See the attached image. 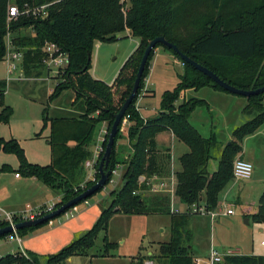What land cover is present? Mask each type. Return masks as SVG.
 I'll return each mask as SVG.
<instances>
[{
  "label": "trees",
  "instance_id": "obj_1",
  "mask_svg": "<svg viewBox=\"0 0 264 264\" xmlns=\"http://www.w3.org/2000/svg\"><path fill=\"white\" fill-rule=\"evenodd\" d=\"M127 2L128 7L123 0H0V62L6 53L7 33L13 35L11 39L14 46L23 52L21 68L27 76H46L43 63L46 43L58 45L68 55L66 67L55 76L59 82L49 102L62 91L71 89L75 93L72 107L79 116L50 120L44 108L42 129L49 124L47 142L50 147V163L46 166L32 164L16 140L0 138V152L17 159L16 174L23 178H34L49 189L61 193L56 208L83 192L81 185L88 189L95 184L85 181L84 163L92 156L91 144L95 142V134L102 123L107 125L110 132L115 114L131 93L141 57L151 40L163 37L183 55L238 89L255 90L264 86V0ZM12 4L20 11L24 10V6L29 9L46 6L47 17L40 19L29 14L8 24L7 11ZM28 28L33 35L20 36L19 31ZM125 31H129L131 37L138 40L136 49L125 61L112 84L94 79L89 73L93 42H115ZM158 47L181 61L175 52L161 44L156 45L150 53L137 96L124 115L129 123L127 139L132 154L127 162H118L115 158L117 141L122 138L120 125L107 168L112 171L117 164L126 165L122 188L110 192V205L101 212L92 228L57 254L49 256L46 264H64L70 257L91 248L99 232H106L108 222L115 214L167 215L170 218L171 235L168 242L160 245L159 258L168 259L169 264H194L191 251L186 245L190 239L187 225L191 215L173 213L172 198L169 195H143L146 187L144 183L138 184V178L160 173L156 161L155 138L162 132H171L187 148V152L178 158L179 168L173 173L176 181L174 196L188 207L203 203L207 211H216L219 194L232 181L233 163L242 152L244 138L253 135L264 124V93L246 98L242 112L252 118L232 131V139L223 147L216 171L209 173L207 164L217 139L213 134L208 138L202 136L189 120L195 109L207 107V103L204 100L189 99L175 106V102L188 89L209 87L225 91L181 61L183 73L179 75L176 87L162 94L156 115L159 118L144 120L136 109V102L144 89V79L154 50ZM232 64L238 65L236 71L231 72ZM6 91V80H0V125L9 123L12 116V109L3 101ZM36 136L39 137L40 133ZM108 136L102 144L104 150ZM102 155L97 159L96 181L99 179L98 164ZM167 159L170 160V157ZM9 170L7 165L1 168L3 172ZM133 192L137 194L133 195ZM250 219L264 226V190L259 196L257 210L250 215ZM13 222L19 223L22 219L15 216ZM8 225L9 222L0 221V229ZM37 228L21 229L16 235L22 238ZM7 236L0 237V240ZM113 247V244L105 243V252ZM143 261L144 258L138 259L136 264H143ZM0 264L34 262L20 254H8L0 258ZM217 264H264V254L225 256Z\"/></svg>",
  "mask_w": 264,
  "mask_h": 264
},
{
  "label": "rangeland",
  "instance_id": "obj_2",
  "mask_svg": "<svg viewBox=\"0 0 264 264\" xmlns=\"http://www.w3.org/2000/svg\"><path fill=\"white\" fill-rule=\"evenodd\" d=\"M123 1L128 7L127 0ZM32 33L30 28L19 31L20 36H30ZM14 35L16 36L17 33ZM131 42L133 40L126 36L111 43L94 41L90 54V75L96 80L112 83L125 61L129 58L124 59L127 56ZM157 49L167 53L168 56L160 55V57H156L157 54H154L150 61L144 84L151 94L148 97H140L141 92L137 100L140 111L144 116H151L154 113L157 115L162 94L176 87L179 82L178 77L184 70L181 61L171 53L164 51L161 47L155 50ZM231 67V72L238 69L236 64H232ZM45 71L46 76H42L40 81L34 82L23 79L17 80V83L10 82L7 84V91L3 101L6 106L12 109V116L9 123L0 125V137L10 140V134H12L20 138L21 142L16 138L14 139L17 140L20 146H24H21L22 149H26L27 155L24 153L27 160H30L31 163L43 164L42 166L50 163L46 154L48 151L47 146H45L46 143L43 139L50 133L49 124L42 129L44 108L46 107V114L50 120L56 118H77V112L72 107V102L75 99L73 90H64L58 97L49 102V97L59 81L55 79V73H48L46 67ZM5 74L6 64L1 61L0 76ZM25 77L35 79L32 75H25ZM0 80H4L3 77H0ZM217 95L208 87L199 90L188 89L182 92L175 102V106L189 99L204 100L207 103V107L202 106L195 109L189 120L202 136L208 138L213 134L217 139V145L211 149V159L207 164L209 173L216 171L221 150L232 139V131L252 118L251 115L242 112L246 105L245 97L230 93L224 94L228 95L226 96L227 98H220L221 96ZM136 109L138 110L137 107ZM106 126L105 123L100 125L95 134V142L91 144L92 147L94 144L97 145L98 132L100 133L103 130L105 132L106 130L107 136L109 135ZM127 128L128 126L121 128L122 133H127ZM39 133L41 134V137L39 136L41 141H32L31 138ZM121 139L117 141L115 158L116 160L118 158L122 159V161L118 160V162H127L130 155L126 156L124 154L128 148L126 144L123 145L126 151H121V155L118 154V148L120 147L118 145ZM165 144L166 147H170V143ZM162 152L167 155L162 154ZM160 153L163 156L161 161L164 162L160 166H165L166 168L165 159L167 156H171V150L164 149ZM242 154H244L245 160L247 159L253 164V173L250 178L252 184H247L248 181L236 182L232 180L222 191L228 196L226 199L227 203L230 204L228 208L233 209L236 213L234 217L219 214L211 219L205 214H192L190 213V207L182 204L174 195L164 191L152 192L145 186L146 190L143 195L147 197L157 194L169 195L172 198L171 211L173 206L174 210L191 215L187 225L190 239L186 245L191 251L190 256L194 264H211L209 261L211 247L220 253L233 250L239 251L238 253L241 254L252 250L255 253H260L264 249V247L260 246V243L264 241L263 225L253 223L246 215L247 213L252 215L256 212L258 196L264 189V125L258 130L255 137H247L243 140ZM36 155H38V159H36ZM40 156L46 157L47 163H42ZM92 156L86 161L92 160ZM1 157L13 160L15 169L17 168L18 162L15 156L0 154V166L4 162ZM168 163H170V160H168ZM168 165V172L163 173L165 179L172 176L171 170L173 168H171L170 164ZM176 165L179 168L177 160ZM22 182L24 181L21 180ZM38 185L43 189H47L41 183ZM114 186V184H108L99 193L88 198L86 203L81 202L73 206L69 209L71 213L68 219L61 215L28 232V236L22 239L20 246L16 242H9L7 238L1 239L0 257L8 254L17 255L22 250H25L30 261L34 262V264H46L49 256L57 254L92 228L101 212L110 205V194L108 196L107 193ZM12 189V187H8L7 192L11 193L14 198L27 197L29 195L23 192L20 186L17 187L16 192H13ZM43 192H41L43 196L39 201L53 199L52 201L54 202L58 195L57 192H49L47 194H43ZM51 204L49 203V205ZM74 224L76 228L72 231L70 227ZM260 229L262 230L260 231ZM170 233V218L165 214H115L110 218L106 232H99L91 248L82 254L70 257L64 264H136L138 259L141 258H144L143 264L147 262L169 264L168 259L159 258V247L161 244L168 242ZM28 239L31 241L27 242ZM105 239L106 241L104 242ZM105 243L113 244V249L105 252ZM244 247L245 249H243ZM149 253L151 255H148Z\"/></svg>",
  "mask_w": 264,
  "mask_h": 264
},
{
  "label": "crops",
  "instance_id": "obj_3",
  "mask_svg": "<svg viewBox=\"0 0 264 264\" xmlns=\"http://www.w3.org/2000/svg\"><path fill=\"white\" fill-rule=\"evenodd\" d=\"M123 36L129 37L135 43L134 44L133 42H131L129 51L127 53V56L124 58V59H127V57H129L134 52V50L136 49V47L138 45V40L132 38L129 31H125L120 37L122 38ZM154 54H157L156 57H158V56L160 57V55L161 56L162 55L168 56L167 53L161 52L159 49L155 50L154 51ZM169 57H171V56L169 55ZM0 77H3V79L6 80L7 84H9L10 82H16L17 81V80H15V76H13L10 79L7 78L6 74L3 75V76H0ZM24 80H26V81L29 80V81L37 82V81L42 80V77L35 78V79L25 78ZM106 84L110 85L112 83H106ZM211 90L215 94H218L217 96H219V97L221 96L220 98H227L226 96H228V95H224V94H227V93H225V92L223 93V91H216V90H213V89H211ZM50 92H51V90H50ZM148 92H150V90H148L147 87H146V85H144V89H143L142 94H141L140 97H148V96H150L151 93H148ZM136 107L138 108V111H139L141 117L144 120H148L150 118H153L156 115V113H154L151 116H144V115H142V113L140 111V106L138 105V102H136ZM76 115L78 117L79 116V113L77 112ZM260 128H262V126ZM258 130L253 135H250V136H247V137H249V138L250 137L251 138L252 137H255V135L257 134ZM41 134H42V132H41ZM41 134H40V137H41ZM36 135L34 137H32L31 140L32 141L35 140L34 142L41 141V138L40 137L38 138ZM48 136H45L43 139L45 140V143H46L45 146H47V150H48L47 153H46L47 154V157H48V161H50V147H49L48 142H47ZM10 137H11V139L16 138L17 140H19V142H21L20 141V138H17V136H14V135L10 134ZM98 137H99V132H98ZM0 138L4 139L3 137H0ZM16 139H14V140H16ZM175 140L176 139L174 138L173 134L171 132H168V131L162 132V133L158 134L156 136V138H155L156 148H157V156H156V159L157 160L156 161H157L158 168L160 170V173L158 175H156V176H158L159 178L164 179L165 185H166L167 191H168L167 193H170V191L172 190V188L175 187L176 181H175V178L172 177V176L171 177H168L167 179H165L164 178L165 175L163 173H167L168 172V170H169L168 169V166H169L168 164H170L171 168H173V170H171V173L173 174L174 171L177 170L176 160L178 161V158L182 154H184V153L187 152V148L182 143H180L179 141L175 142ZM97 141H98V138L96 139V142ZM165 143H170L169 144L170 147L169 148L166 147V144ZM70 144H71V146L73 145V143H70ZM124 144H126L127 147H128L127 148V151L124 150V147H123ZM94 145H93V147L92 146L90 147V152L92 154H93V151H94V148H95ZM118 146H120L118 148V154L121 155V151H123V152L126 151L124 153L126 156L127 155H131L132 149H131L130 144H129L128 139H127V133H122V139L120 140V144ZM22 147H24V146H22ZM163 148L164 149L171 150V153H170L171 156H169L170 157V163H168V159H167L168 156L165 159V162H166L165 164H167V167L166 168H165V166H160V164H164V162L161 161L162 160L161 157H163V156H161V153H160L161 151L164 150ZM23 151L26 153V149L25 148L23 149ZM0 154H4V153L0 152ZM162 154H165V153L162 152ZM26 155H27V153H26ZM165 155H167V154H165ZM237 158H240L242 160H245L244 159V154H242V152L240 153V155ZM1 159L4 162H2V164L0 166V221L1 220H4V213H12V214L20 215V214H23V213L28 212V211H32V210H35V209H38V208H42V207L48 206L49 203H52L53 204V203H58L59 202V200L61 198V193L59 191H53V190L49 189L48 187H46L45 185H43L41 183L43 186H45L47 188V189H43L42 187H40L38 185L40 182H38L34 178H23L21 176L16 177L15 176V174H16L15 171H16L17 168L15 169V163H14V161L11 160V159H7L6 157H1ZM36 159H38V155H36ZM40 159H41L40 161H42V163H47L46 157L44 158V157L40 156ZM118 160H121L122 161L121 158L120 159L118 158ZM28 161L30 162V160H28ZM36 161H38V160H36ZM245 161L251 163L247 159ZM32 164H35V163H32ZM3 165H7L10 170L9 171H6V172L1 171V168H2ZM42 165H40V166H42ZM120 165H124V168L126 167L125 164H120ZM44 166H46V165H44ZM17 167H18V164H17ZM84 171H85V181H86V180H88V172H87V170L85 168H84ZM21 180H23L24 182L21 183ZM122 184H123L122 180L119 179L117 181L116 185L112 188V190H119L121 188ZM247 184H252V180L249 179L248 182H247ZM19 186H20V188L23 189V192H26V193L29 194L27 197L20 195L21 197L14 198L11 193L7 192L8 191L7 190L8 187H12L13 188L12 189L13 192H16L17 191V187H19ZM42 191H44L43 194H47L49 192L50 193L57 192L58 195L56 197V200L54 202L52 201L53 199H51L49 201L48 200L39 201L41 199V197L43 196L41 194ZM111 191H109L107 193V195L110 194ZM222 191H221V193H223ZM262 191L260 192V194L262 193ZM221 193L219 194V197H218V206H217V209H216V211L219 214H222L224 212V210H225V207L228 208V205H230L226 201V199L228 198V196L226 195V193H223V195H221ZM260 194H259V196H260ZM259 196H258V198H259ZM32 201H34L33 202L34 204L32 203ZM31 203H32L33 208L31 206ZM172 210L175 211L174 208H173V206H172ZM180 213H182V212H180ZM235 215H236V213L234 212V214L231 215V216L234 217ZM246 215L250 219V216H249L250 214L247 213ZM70 228L73 231L76 228L75 224L72 225ZM260 228H262V227H260ZM261 230L262 229H260V231ZM27 234L24 237H22V238H19L17 235H16L17 237L15 235H9V236H7L5 238H7L9 242H16V243H18L19 246H20V243L22 242V239L23 238H26L28 236ZM5 238H3V239H5ZM17 239H19L20 242H18ZM30 241H31L30 239L27 240V242H30ZM211 248H213V247H211ZM243 249H245V247ZM238 254L239 255H255V256H258V255H263L264 254V249L260 253H255L252 250L251 252H243L242 254L241 253H238ZM148 255H151V253H149ZM151 264H153V263H151Z\"/></svg>",
  "mask_w": 264,
  "mask_h": 264
},
{
  "label": "built area",
  "instance_id": "obj_4",
  "mask_svg": "<svg viewBox=\"0 0 264 264\" xmlns=\"http://www.w3.org/2000/svg\"><path fill=\"white\" fill-rule=\"evenodd\" d=\"M29 14H31L34 18L44 19L47 17L46 6H41V7H37L33 9H29L27 8V6H24V10L20 11L16 5L12 4L8 7L7 23L9 24L13 21H17V19L20 16H29ZM5 45H6V53H5L3 61L6 64L7 78L10 79L13 76H15V80L25 79L26 77L24 75V71L21 68L23 52L14 46L10 33H7L6 35ZM43 51L45 54L43 63L45 64V67L49 71L50 74L55 73L57 75L59 71L64 70L68 62V55L64 53L58 45L54 43H46L44 45ZM181 65L183 66L182 62H181ZM127 126H129V123L127 122V119L124 118L121 123V128L123 129ZM106 135H107L106 130L105 132L103 130L99 133L98 142H97V145H95V148L92 154L93 155L92 160H88L84 164V168L88 172V180L86 181L96 183L95 175L97 173V169H96L97 159L99 158L101 153H103L102 144L105 141ZM124 170H125L124 165L117 164L115 168L112 171H110L111 173H110V177L108 180V184L116 185L119 179L122 180ZM252 173H253V165L251 163L245 160H242L240 158L235 159L233 163V169H232V180L236 182L248 181L251 178ZM15 176L19 177L18 174H15ZM172 177H174L173 174H172ZM143 183L152 192H158V191H164L165 193L168 192L166 189L167 187L165 185L164 179L159 178L156 175H152L150 177L140 176L138 178V184H143ZM81 187L84 190L87 189L84 185H81ZM174 191H175V187H173L170 193L168 194L174 195ZM136 194L137 192H133V195H136ZM55 205L56 203L42 207V208H38L32 211L25 212L20 215H16L12 213H4V220L9 222V225L11 226L15 224L13 222V218L15 216L22 219V221L35 220L57 209ZM189 207H190V213L192 214H205L211 217V219L219 215L217 211H207L203 203L193 204ZM172 212L173 213L175 212L176 214L180 213L177 210L175 211L172 210ZM70 213H71L70 210H68L63 214V216L66 219H68L70 217ZM233 214H234V210L231 208H226V207H225L224 212L222 213V215H225V216H231ZM12 235L16 236V232L13 233ZM17 240L18 242H20L19 239ZM260 245L264 247V241H262ZM233 255H238V251L228 250L223 253H220L216 249L211 248L210 254H209V261L211 264H217V263H220L225 256H233ZM20 256L24 258H28L26 252L23 250L20 252ZM145 264H151V263L147 262Z\"/></svg>",
  "mask_w": 264,
  "mask_h": 264
},
{
  "label": "water",
  "instance_id": "obj_5",
  "mask_svg": "<svg viewBox=\"0 0 264 264\" xmlns=\"http://www.w3.org/2000/svg\"><path fill=\"white\" fill-rule=\"evenodd\" d=\"M161 44L164 47L172 50L175 52L181 59V61L187 63L191 67H193L195 70L199 71L202 75L206 76L208 79H210L214 84L218 85L221 89H223L226 93L242 96L245 98H249L251 96H256L259 94L264 93V86L255 89V90H242L238 89L226 82H224L222 79H220L216 74H214L212 71L209 69L205 68L204 66L196 63L195 61L191 60L187 56L183 55L178 48L172 44L167 42L163 37H157L153 40H151L148 44V46L145 48L144 53L141 57L139 67L136 73V77L134 80V84L131 90V93L129 96L126 98L122 106L120 107L119 111L117 114L114 116V122L110 128L108 140L106 143L105 150L103 152L102 158L98 164V174H99V179L96 181L94 185L89 187L88 189L84 190L81 192L79 195L71 199L70 201L66 202L65 204L61 205L51 213H48L38 219L35 220H26L22 221L19 223H15L13 226L8 225L4 228L0 229V237L6 236V235H11L21 229H27V228H37L41 225H44L45 223H48L52 219H55L61 215H63L66 211L71 209L73 206L85 202L88 198H90L92 195L103 189L106 184L108 183L109 177H110V171H108V164L111 158V154L113 151V146L115 142L116 135L118 133L119 127L124 119V115L128 107L131 105L135 97L137 96L139 86H140V81L142 78V74L144 72L146 63L149 59L150 53L153 51V49L156 47V45ZM158 116H155L153 118H150V121H153L155 119H158ZM124 184V183H123ZM122 184V186H123ZM121 186V188H122ZM248 222V221H247Z\"/></svg>",
  "mask_w": 264,
  "mask_h": 264
}]
</instances>
